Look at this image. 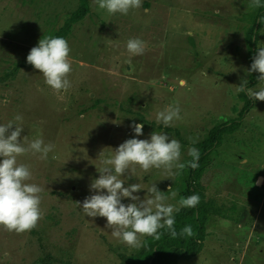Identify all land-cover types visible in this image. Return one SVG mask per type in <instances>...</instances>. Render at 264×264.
Returning a JSON list of instances; mask_svg holds the SVG:
<instances>
[{
  "label": "rangeland",
  "instance_id": "obj_1",
  "mask_svg": "<svg viewBox=\"0 0 264 264\" xmlns=\"http://www.w3.org/2000/svg\"><path fill=\"white\" fill-rule=\"evenodd\" d=\"M9 1L0 4V75L25 66L0 81V125L20 123L15 117L21 115L22 143L42 138L55 148L46 161L31 153L17 158L30 168L28 182L44 189L43 216L21 234L0 226V264H119V254L138 249L112 237L106 218L85 216L79 206L96 194L90 185L101 161L127 139L167 133L181 145L184 169L166 177L162 169L145 173L135 166L121 178L126 187L141 185L133 193L140 199L150 196L153 183L171 197V186L177 196L166 203L178 204L192 159L188 149L201 151L209 129L235 118L244 104L238 86L255 75L249 73V40L256 38V49L264 47V21L258 26L251 0H142L127 15H110L87 0V13L65 37L71 87L56 92L26 57L63 26L79 0ZM134 38L145 43L143 55L127 51ZM248 88L258 91L264 81ZM177 103L182 119L169 127L179 136L156 121L157 112ZM251 103L200 176L206 199L217 209L206 222L203 246L176 264H264V101ZM134 123L143 124V135H135Z\"/></svg>",
  "mask_w": 264,
  "mask_h": 264
},
{
  "label": "clouds",
  "instance_id": "obj_2",
  "mask_svg": "<svg viewBox=\"0 0 264 264\" xmlns=\"http://www.w3.org/2000/svg\"><path fill=\"white\" fill-rule=\"evenodd\" d=\"M99 9L108 14L127 15L132 10H138L142 6V0H94ZM251 7H264L261 0H251ZM219 15V10L216 11ZM127 51L133 55H143L145 43L139 38L129 39L126 44ZM71 49L68 41L63 37H45L38 46L33 47L26 57L27 63L45 78V83L56 92L67 91L71 87L68 79L72 71L69 62ZM259 73L258 80L264 81V47L257 49L252 59L249 73ZM238 92H245L252 100L264 101V88L258 91L250 90L247 81L238 86ZM180 107L169 106L156 114L157 123L165 127L172 126L175 121L182 119ZM16 121L0 125V226L9 232L21 234L37 227L43 212L40 208L41 193L43 188L35 183H29L32 173L29 166L18 163L17 158L27 153L38 154L40 160L46 161L49 153L53 152L55 145L45 143L42 138H37L26 144L21 142L23 131V117L17 115ZM13 125H15L14 130ZM136 136L143 135V124L130 125ZM115 154L101 161L99 177L95 179L90 190L96 194L85 198L79 205L85 216L104 217L112 237L130 248L143 247V237H153L159 240L163 235L159 230L167 229L172 238L180 236L192 237L193 229L190 225L184 226L179 233L174 227L176 221L174 213L182 208H194L200 202V197L193 194L181 197L178 204L166 203L169 198H175L177 193L171 186L167 197L159 191L153 183L147 188L150 196L140 199L133 193L142 188L138 183L125 186L126 173L134 172L135 166H139L145 173L151 169H162L166 177L176 174L173 169H184L186 164L181 160V145L176 139H170L167 133L153 132L149 140L131 138L121 143ZM188 155L192 158L187 162L191 169L199 167L200 151L195 147L188 149ZM122 198H128L131 203L125 205ZM228 222H225L227 226Z\"/></svg>",
  "mask_w": 264,
  "mask_h": 264
},
{
  "label": "trees",
  "instance_id": "obj_3",
  "mask_svg": "<svg viewBox=\"0 0 264 264\" xmlns=\"http://www.w3.org/2000/svg\"><path fill=\"white\" fill-rule=\"evenodd\" d=\"M262 4H264V0ZM87 11V0H79V7L71 13L65 20L63 26L54 32L51 37L65 38L70 32L72 25L79 21ZM257 19L258 26H260L264 21V7L258 8ZM256 41V38L253 40L252 36L250 37L248 46L251 63L257 52L255 46ZM21 66H25V63L17 64L4 72L0 75V81L11 77ZM258 76L259 73L255 72L254 77L247 82V87L258 82ZM239 96L244 104L238 115L235 118L212 126L209 129L207 138L200 143L202 148L198 161L199 167L196 169L188 167L183 197L186 198L193 194H197L200 197V202L194 208H182L179 212L174 213L176 221L174 227L177 233H179L184 226L190 225L194 235L192 237L178 235L176 238H172L168 234L167 229H161L159 231L162 232L163 235L159 240L146 236L142 239V248L134 253L119 254V264H176L179 259H190L200 252L206 236V222L211 216L217 213V209L212 199H206L199 179L209 164L211 152L221 144L222 136L235 132L240 127L246 112L251 108V99L247 94L245 92H239ZM164 129L167 132H173L176 136H179V131L176 129L170 127H164Z\"/></svg>",
  "mask_w": 264,
  "mask_h": 264
},
{
  "label": "crops",
  "instance_id": "obj_4",
  "mask_svg": "<svg viewBox=\"0 0 264 264\" xmlns=\"http://www.w3.org/2000/svg\"><path fill=\"white\" fill-rule=\"evenodd\" d=\"M5 1H6V0H5ZM10 1H11V0H10ZM10 1H9V2H10ZM2 2H3V0H0V4H1ZM0 29H2V27H0ZM2 30H3V29H2ZM3 31H4V30H3Z\"/></svg>",
  "mask_w": 264,
  "mask_h": 264
}]
</instances>
